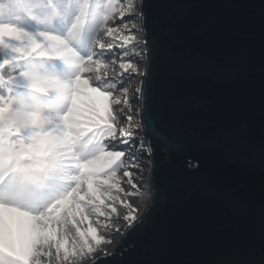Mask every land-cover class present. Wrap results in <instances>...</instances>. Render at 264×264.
<instances>
[{"label": "snow or ice", "instance_id": "6c2138e0", "mask_svg": "<svg viewBox=\"0 0 264 264\" xmlns=\"http://www.w3.org/2000/svg\"><path fill=\"white\" fill-rule=\"evenodd\" d=\"M135 6L136 0H0V264H74L85 257L97 264L113 254L107 246L121 219L129 228L139 223L128 198L150 195L138 161L152 147L137 137L142 126L124 108L132 111L124 81L137 72L127 52L135 25L126 20H144ZM110 20L129 33L120 45L104 42L116 32ZM117 49L127 63L112 77L107 69ZM136 91L146 100L144 89ZM143 129L154 135L150 121Z\"/></svg>", "mask_w": 264, "mask_h": 264}, {"label": "water", "instance_id": "95a60500", "mask_svg": "<svg viewBox=\"0 0 264 264\" xmlns=\"http://www.w3.org/2000/svg\"><path fill=\"white\" fill-rule=\"evenodd\" d=\"M139 7L150 195L97 264H264V0Z\"/></svg>", "mask_w": 264, "mask_h": 264}, {"label": "bare ground", "instance_id": "6f19581e", "mask_svg": "<svg viewBox=\"0 0 264 264\" xmlns=\"http://www.w3.org/2000/svg\"><path fill=\"white\" fill-rule=\"evenodd\" d=\"M133 11L134 12H140L139 0H136V6H135ZM126 22L127 23L130 22V23H128L129 27H132V25H135V28H132L131 34L133 36H135L136 39H135V41L132 42V44L127 46V52L131 55V62L132 63L135 62L134 65L137 69V72L132 73L135 75L128 78V81H126V83L124 81L125 84L123 86L128 89V97L130 100V107L132 108V111L128 112L129 106L128 105L124 106L125 116L126 115H132L133 116V123L141 125L139 112L136 111V109H139V101H138L139 100L138 99L139 93H137L136 89L140 88V86H141L142 75H140L139 73L143 72L145 62L147 60L146 42H145L143 32L140 30L141 29L140 20L136 16H132L130 19L126 20ZM108 23H109V26H114L116 28V32L114 33L113 37H104L105 44L115 43V44L119 45L118 42L122 44L123 41H122V39H120V37L127 36V35H129V33L127 31L123 30V25L121 23H117V24L113 25L111 20ZM101 36H103V32L101 33ZM137 53H139V55H137ZM122 55H123V53L120 51V49H117L115 58L118 61V63H116V66L119 68V73H121L123 71L122 69H120L119 64L122 62L127 63L126 59H123V60L121 59ZM107 72H108V70H107ZM129 72H131V69H129ZM108 75L110 76L109 72H108ZM115 95H120V93H116ZM120 123L125 124V126H126V120H125L124 116H122ZM137 130H139V129H137ZM140 131H141V128H140ZM136 135H137V137L143 136L142 133L137 132V131H136ZM149 161H150V159L148 156L140 157V160L138 161L140 163L141 167L144 169V180H145V182H147L146 181V178H147L146 167L150 165ZM123 186L125 188L129 187L126 185H123ZM141 191H144V189H141ZM128 199L130 200V202L133 203V205L134 204L138 205L139 211L136 212L135 214L139 216V214L142 212V210L146 206L148 199H149V196H147V197L142 196L138 199L135 197H129ZM122 211L124 212V209ZM119 225L121 228V232L120 233L113 232L112 239H113L114 243L112 245H108L107 247H114L117 244V242L119 241V238L121 236V233L123 232V230L127 226V222H125L121 219L119 221ZM81 227L86 228L87 223H85L84 225H81ZM88 259H89L88 257H85L83 260L77 259L74 262V264H84L85 261H87Z\"/></svg>", "mask_w": 264, "mask_h": 264}, {"label": "rangeland", "instance_id": "374dc122", "mask_svg": "<svg viewBox=\"0 0 264 264\" xmlns=\"http://www.w3.org/2000/svg\"><path fill=\"white\" fill-rule=\"evenodd\" d=\"M128 23H130V22H128ZM118 44L120 45L121 43H119L118 42ZM116 63H118V61L116 60V58H115V63H109V67H108V72L110 73V76H112V77H116L117 76V74L119 73V68L116 66ZM124 63H126V62H124ZM135 63V62H134ZM133 63V64H134ZM133 75H135V74H131V76H133ZM130 76V77H131ZM126 81H128V78L127 79H125V83H126ZM124 83V84H125ZM123 84V85H124ZM137 132H140L141 133V131H140V129L139 130H137ZM144 137V136H143ZM132 149H135V147H136V144L134 143L132 146ZM144 156H147L146 154H142V153H140V157H144ZM151 161V160H150ZM150 167L149 166H147L146 167V170H148ZM119 175L122 177V179L124 180V181H126L127 180V178L126 177H123V175H122V171L119 173ZM146 180H147V178H146ZM124 185H126V186H128L126 183L124 184ZM136 206H138V205H136V204H134V207H136ZM123 209L121 208V211H122ZM138 211H139V207H138ZM137 211V212H138ZM123 212V211H122Z\"/></svg>", "mask_w": 264, "mask_h": 264}]
</instances>
